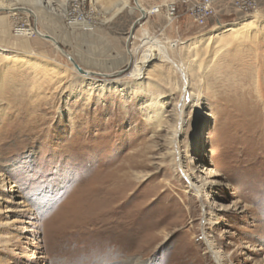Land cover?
<instances>
[{
  "label": "rangeland",
  "instance_id": "rangeland-1",
  "mask_svg": "<svg viewBox=\"0 0 264 264\" xmlns=\"http://www.w3.org/2000/svg\"><path fill=\"white\" fill-rule=\"evenodd\" d=\"M38 1L0 0L38 18L0 9V264H264V0Z\"/></svg>",
  "mask_w": 264,
  "mask_h": 264
},
{
  "label": "bare ground",
  "instance_id": "bare-ground-1",
  "mask_svg": "<svg viewBox=\"0 0 264 264\" xmlns=\"http://www.w3.org/2000/svg\"><path fill=\"white\" fill-rule=\"evenodd\" d=\"M16 1H18V2H21V0H16ZM35 1V3H38L39 5H44L45 3H43L42 1H38V0H34ZM129 1V0H125V3H127V2ZM137 3H138V0H137ZM46 5H47V8L48 9H52L51 8V5H52V2L51 1H48L47 3H46ZM138 7H139V9H140V6H139V3H138ZM0 9H2V10H4V11H7L8 13H10V14H12L13 16H15V15H17V14H19L20 12H18V11H22V12H25V14L29 17V16H32V17H34L36 20L38 19L37 18V15H36V13L32 10V9H22V8H13V7H11V5L10 6H2V7H0ZM157 9V8H156ZM63 11V13H64V15H66L67 16V12L65 11V9H63L62 10ZM141 13H142V15H143V18H145V17H147L150 13H156V14H159L157 11L155 12L154 10L153 11H149V10H147V9H145V8H141ZM69 16V15H68ZM73 23H77L78 21H72ZM79 23V22H78ZM144 26V25H143ZM142 28V27H141ZM242 29V26L240 27V28H238V30H241ZM231 30H234V29H231ZM240 32V31H239ZM36 34L38 35V36H40V38H42V39H45V40H47V41H51V42H53L54 43V45L56 46V49H57V51L60 53V54H62V55H64L67 59H68V57H70L72 60H74L71 56H69V55H67L65 52H64V50L58 45V43H57V41L56 40H54L52 37H50V38H52V39H47L46 37H48V36H43V35H41L37 30H36ZM134 38V37H133ZM142 43L145 45H149V48H148V51H147V53L146 54H144L143 56H142V59H141V61L139 62V61H135V65H134V67H133V72H132V77L135 79V80H141L140 79V76L142 75V73L144 72V70H145V67L148 65V64H150L151 63V61L156 57V56H159V57H161L162 59H163V61L164 62H171L172 60H171V58H170V55H169V52H168V49H169V47H167L166 45H163L162 44V42H160V41H158V40H155L154 38H152L151 37V35H150V32H149V30L147 29V28H144L143 30H142ZM211 42H209V44H210ZM171 45V44H170ZM177 46V45H176ZM171 47H174V45H171ZM1 49V51L2 52H5V53H9V55L10 54H12V53H14V52H12L10 49H8V48H4V47H1L0 48ZM177 49V48H176ZM138 52V49H135V50H133V51H130V54L132 55V56H134V54H136ZM4 57H6L7 58V60H10V59H14L13 57H10V56H8V54L7 55H4V53L2 54ZM15 57V59H20L19 58V56L18 57H16V56H14ZM134 58V57H133ZM135 60V59H134ZM69 61H70V59H69ZM74 62L77 64V62L74 60ZM175 62V61H174ZM79 66V65H78ZM80 67V66H79ZM175 67V66H174ZM75 69H76V67H75ZM77 70V69H76ZM93 72H87V71H85L84 70V73L82 74V77L84 78V79H87V78H89V77H91V76H93ZM131 75V74H130ZM8 211H10V210H7V212ZM121 213V211L119 210V209H113V210H111L106 216H104L103 218L102 217H100V219H98V220H96L95 222L97 223V224H101V223H106V218L108 219V217H115V215H119ZM124 219V218H123ZM125 224L127 225V223L126 222H124V221H122V220H118L117 219V221H112L111 223L109 222H107L106 224H105V226H106V231H107V233H109V234H113V235H115L116 237L117 236H121V234H122V231H120L121 229L120 228H124L125 227Z\"/></svg>",
  "mask_w": 264,
  "mask_h": 264
},
{
  "label": "built area",
  "instance_id": "built-area-1",
  "mask_svg": "<svg viewBox=\"0 0 264 264\" xmlns=\"http://www.w3.org/2000/svg\"><path fill=\"white\" fill-rule=\"evenodd\" d=\"M220 0H177L166 6L169 18L176 17L179 9L185 8L187 14L201 27H206L209 21L216 13V4ZM234 5L243 13L255 11L259 8V0H234ZM154 11L160 13L161 8H155ZM76 13L69 15V25L72 21L85 23L82 16H76ZM156 14V13H153Z\"/></svg>",
  "mask_w": 264,
  "mask_h": 264
},
{
  "label": "water",
  "instance_id": "water-1",
  "mask_svg": "<svg viewBox=\"0 0 264 264\" xmlns=\"http://www.w3.org/2000/svg\"><path fill=\"white\" fill-rule=\"evenodd\" d=\"M135 1V3H136V5L138 6V3H137V0H134ZM141 20H142V17H141ZM140 21V20H139ZM47 39H49L50 37L48 36V37H46ZM50 39H52V38H50ZM49 39V40H50ZM68 59H70V61L73 63V65L76 67V69H78V71L80 72V73H84V70H82L79 66H78V64H76L75 62H74V60H72L70 57H68Z\"/></svg>",
  "mask_w": 264,
  "mask_h": 264
}]
</instances>
